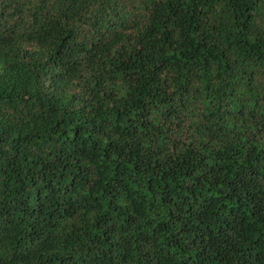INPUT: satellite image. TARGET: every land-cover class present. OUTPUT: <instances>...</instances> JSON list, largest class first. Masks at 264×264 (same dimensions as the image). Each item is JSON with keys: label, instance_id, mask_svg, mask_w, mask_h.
Wrapping results in <instances>:
<instances>
[{"label": "trees", "instance_id": "obj_1", "mask_svg": "<svg viewBox=\"0 0 264 264\" xmlns=\"http://www.w3.org/2000/svg\"><path fill=\"white\" fill-rule=\"evenodd\" d=\"M0 264H264V0H0Z\"/></svg>", "mask_w": 264, "mask_h": 264}]
</instances>
